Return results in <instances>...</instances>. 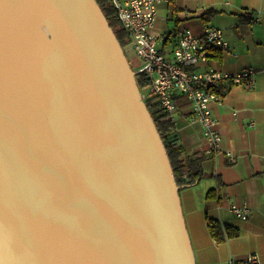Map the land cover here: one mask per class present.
Masks as SVG:
<instances>
[{
  "label": "water",
  "instance_id": "water-1",
  "mask_svg": "<svg viewBox=\"0 0 264 264\" xmlns=\"http://www.w3.org/2000/svg\"><path fill=\"white\" fill-rule=\"evenodd\" d=\"M146 66L95 0H0V264H195Z\"/></svg>",
  "mask_w": 264,
  "mask_h": 264
},
{
  "label": "crops",
  "instance_id": "crops-1",
  "mask_svg": "<svg viewBox=\"0 0 264 264\" xmlns=\"http://www.w3.org/2000/svg\"><path fill=\"white\" fill-rule=\"evenodd\" d=\"M209 10L211 15L206 14ZM205 25L222 30L229 49L191 69L228 74L251 69L255 86L232 87L224 91L222 104L212 105L219 121L220 150L205 158L203 177L180 190L185 225L195 264H243L252 253L264 264V0H161L153 31L165 38L160 46L171 59L175 32L187 28L201 35ZM175 103V140L189 153L203 154L208 143L200 124L192 122L188 101L175 94ZM209 190L214 194L206 199ZM232 204L246 205L248 218L236 217L229 210ZM206 217L237 229L239 235L215 243Z\"/></svg>",
  "mask_w": 264,
  "mask_h": 264
},
{
  "label": "built area",
  "instance_id": "built-area-1",
  "mask_svg": "<svg viewBox=\"0 0 264 264\" xmlns=\"http://www.w3.org/2000/svg\"><path fill=\"white\" fill-rule=\"evenodd\" d=\"M161 0H111L117 20L127 42L133 47L142 65L135 70L147 79V84L139 89L143 100L149 96L157 99L162 110L168 115L171 124L175 122V94L183 95L188 101L192 122L202 128V136L208 143L203 154L212 157L220 150L221 136L218 133V118L212 111V105L223 102L224 91L235 86L252 89L254 71L243 70L235 74L222 73L213 69L193 71L191 68L214 56L217 51H227L229 44L222 30L205 25L201 35H195L190 29H178L174 37L175 44L171 59H167L161 46L163 36L154 34L158 19V4ZM236 56V55H234ZM264 72V66L261 67ZM235 114V113H234ZM228 155H230L228 153ZM229 210L238 218L246 220L249 210L246 205H230ZM243 264H258V256L249 254Z\"/></svg>",
  "mask_w": 264,
  "mask_h": 264
},
{
  "label": "trees",
  "instance_id": "trees-1",
  "mask_svg": "<svg viewBox=\"0 0 264 264\" xmlns=\"http://www.w3.org/2000/svg\"><path fill=\"white\" fill-rule=\"evenodd\" d=\"M95 1L102 10L119 44L124 46L127 42L126 34L117 20L115 10L111 5V0ZM212 13L213 11L209 10L206 14L211 15ZM135 80L140 89L147 84V79L143 73H137ZM144 102L164 143L176 184L178 186H183L184 188L194 185L203 177L202 165L206 156L201 153H189L179 144V142H177V140H175V137L170 138L173 126L169 121L168 115L162 110L157 102L156 97L149 96ZM213 194L214 191L209 190L206 194V199H211ZM206 227L210 237L217 244L224 243L226 240L235 238L239 235L237 229H234L229 225L220 224L218 220L212 218L206 217Z\"/></svg>",
  "mask_w": 264,
  "mask_h": 264
},
{
  "label": "rangeland",
  "instance_id": "rangeland-1",
  "mask_svg": "<svg viewBox=\"0 0 264 264\" xmlns=\"http://www.w3.org/2000/svg\"><path fill=\"white\" fill-rule=\"evenodd\" d=\"M124 49L126 52V56L128 59V62L131 66L132 71H135L136 68L140 67L142 65L141 60L136 56L135 52L133 51V47L130 43L126 42V44L124 45ZM140 89V88H139ZM140 92V95L143 93V91ZM144 102V100H143ZM174 135L172 134L170 138H173Z\"/></svg>",
  "mask_w": 264,
  "mask_h": 264
},
{
  "label": "flooded vegetation",
  "instance_id": "flooded-vegetation-1",
  "mask_svg": "<svg viewBox=\"0 0 264 264\" xmlns=\"http://www.w3.org/2000/svg\"><path fill=\"white\" fill-rule=\"evenodd\" d=\"M121 48H122V50H123V52H124V54H125V56H126V52H125L124 46H121ZM126 58H127V56H126ZM127 60H128V59H127Z\"/></svg>",
  "mask_w": 264,
  "mask_h": 264
}]
</instances>
